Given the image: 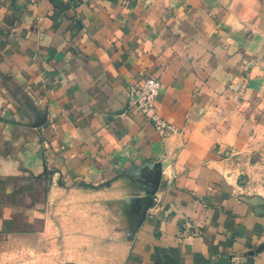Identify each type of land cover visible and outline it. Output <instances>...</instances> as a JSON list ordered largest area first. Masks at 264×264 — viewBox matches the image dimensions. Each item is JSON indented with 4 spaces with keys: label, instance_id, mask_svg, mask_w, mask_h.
<instances>
[{
    "label": "crops",
    "instance_id": "obj_1",
    "mask_svg": "<svg viewBox=\"0 0 264 264\" xmlns=\"http://www.w3.org/2000/svg\"><path fill=\"white\" fill-rule=\"evenodd\" d=\"M146 77L167 138L131 106ZM258 165L264 0H0V234L108 240L80 219L55 227L70 194L130 218L111 264H264V193L243 176Z\"/></svg>",
    "mask_w": 264,
    "mask_h": 264
},
{
    "label": "rangeland",
    "instance_id": "obj_2",
    "mask_svg": "<svg viewBox=\"0 0 264 264\" xmlns=\"http://www.w3.org/2000/svg\"><path fill=\"white\" fill-rule=\"evenodd\" d=\"M258 166L253 174L251 173V177L243 176L248 179L247 188L254 192L264 193V167ZM106 209L109 210L110 215L102 216L101 211L107 212ZM74 210H83L84 213L81 217H72L71 213ZM119 211L117 204L100 205L99 200H79L73 195L66 194L55 203H51L50 215L55 227H59L61 222L70 223L72 220L80 219L84 226L87 223L92 225L94 229L102 228L105 231L104 236L109 239L103 242L100 238H95V240L87 242L90 244L88 248L76 249L69 245L57 243L54 239L53 225H51V232L46 233L41 238L0 234V264H57V261L70 258V256L73 257L75 254L82 255L83 258L85 257L97 264L101 262L111 264L113 261L117 263L121 257V251L116 247L117 243L114 240L117 232L122 231L124 227L127 230L131 225L130 218L127 216L123 219L118 215ZM57 212L58 214L62 213V218L57 215ZM85 220L89 221L86 222ZM106 230L109 232L107 233ZM89 235L87 239L90 238Z\"/></svg>",
    "mask_w": 264,
    "mask_h": 264
},
{
    "label": "built area",
    "instance_id": "obj_3",
    "mask_svg": "<svg viewBox=\"0 0 264 264\" xmlns=\"http://www.w3.org/2000/svg\"><path fill=\"white\" fill-rule=\"evenodd\" d=\"M162 90V84L154 77H146L139 88L132 91L131 106L136 107L154 126L157 134L167 138L178 132V129L160 115L156 102Z\"/></svg>",
    "mask_w": 264,
    "mask_h": 264
},
{
    "label": "water",
    "instance_id": "obj_4",
    "mask_svg": "<svg viewBox=\"0 0 264 264\" xmlns=\"http://www.w3.org/2000/svg\"><path fill=\"white\" fill-rule=\"evenodd\" d=\"M43 121L38 124V126L42 125ZM162 179V166L161 164L158 165V169L154 172L152 179H151V184L149 185L150 188V193L147 196L142 197L145 202H147V209L153 206L154 204V195L159 189L160 183ZM62 264H77V263H72V262H67V263H62ZM211 264H231V258L230 257H223L220 258L219 260L212 262Z\"/></svg>",
    "mask_w": 264,
    "mask_h": 264
}]
</instances>
